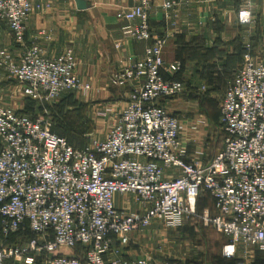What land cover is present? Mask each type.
I'll return each instance as SVG.
<instances>
[{"label":"built area","instance_id":"1","mask_svg":"<svg viewBox=\"0 0 264 264\" xmlns=\"http://www.w3.org/2000/svg\"><path fill=\"white\" fill-rule=\"evenodd\" d=\"M136 1L117 19L124 22V39L148 45L141 58L110 76L112 87L137 85L104 138L75 148L45 118L0 105V264L40 258L43 264H106L110 253L116 257L109 264H131L120 248L132 234L154 222L181 227L193 219L227 238L226 258H235L240 248L264 252V56L255 57L252 45H245L221 106L223 146L206 165L189 162L181 122L163 105L185 89L164 76L179 73L182 64L164 60L167 41L152 33L151 0ZM241 1L239 22L250 25L252 0ZM176 6L164 1L166 17ZM51 7L52 0H0V39L8 27L24 48L16 56L0 43V77L16 81L23 96L39 105L91 89L77 74L73 50L51 57L42 46L24 42L31 16ZM204 194L214 214L198 212ZM116 196H131L138 209H120ZM26 230L32 235L26 242L9 241ZM77 245L85 248L81 258L57 255Z\"/></svg>","mask_w":264,"mask_h":264},{"label":"crops","instance_id":"2","mask_svg":"<svg viewBox=\"0 0 264 264\" xmlns=\"http://www.w3.org/2000/svg\"><path fill=\"white\" fill-rule=\"evenodd\" d=\"M164 1L151 0V30L153 35L166 38L167 42L163 48L165 62L178 61L182 64L179 73L166 71L164 73L166 79L183 82L185 89L206 84L224 90L225 94L227 80L225 85L213 81L218 76L217 69L221 74L234 72L238 64L233 67L231 59L240 54L241 48L246 44L252 45L255 57L264 56V0H252L250 8L253 20L246 26L238 19V11L244 4L241 0H173L177 6L169 12L168 17L163 8ZM136 2V0H52L50 9L31 16L25 34L26 45L38 44L46 50L48 56L54 57L64 50H73L77 60V74L91 86L88 91L91 92L90 99L98 103L105 102L109 110L108 116L112 114V118H109L111 121L108 120L106 123L108 131L117 123L130 91L137 85L131 83L125 88L112 87L109 82L110 76L141 58L148 45L146 41L127 40L122 37L121 28L124 22L117 19V13L132 9ZM0 43L12 50L16 56L24 50L23 46L15 43L8 27L4 28ZM174 101L166 100L163 105L170 114L179 118L174 113L187 109L182 105L189 104L188 97L183 94L177 102ZM0 105L17 111L25 110V97L16 81L0 77ZM179 120L181 122L180 118ZM206 120L201 117L191 124L194 125V130H198L196 133L206 125ZM189 136L181 137L187 146L186 159L189 162L198 160L206 165L220 151L217 150L206 159V148L203 143L205 141L201 142L198 139L199 141L191 146L190 141L195 140L198 135L191 132ZM203 201L206 202L205 205ZM132 204L131 196H116V205L120 209L126 212L135 211ZM197 210L200 214L206 212L214 214V204L208 194L200 198ZM194 223H199L202 227L194 228L193 224L186 226L191 223L181 227H167L162 222H154L149 228L131 235L130 244L120 248V257L131 264H136L138 260H146V264H159L165 260L182 264H187L186 262L191 260H199L200 264L205 260L207 261L205 264H234L233 262L256 264V261L264 256L260 249L240 248L235 258H226L223 256V248L227 244V238L202 220L196 219ZM198 234L205 236L203 242L194 241ZM169 240L175 242L177 250L174 253L164 252L166 245H170ZM115 257L113 253L108 254L105 257L106 264ZM39 261L40 259H36L34 264ZM4 264L24 263L11 259Z\"/></svg>","mask_w":264,"mask_h":264},{"label":"rangeland","instance_id":"3","mask_svg":"<svg viewBox=\"0 0 264 264\" xmlns=\"http://www.w3.org/2000/svg\"><path fill=\"white\" fill-rule=\"evenodd\" d=\"M241 51L242 52H240V54L231 59L233 62L232 64L234 65L233 67L238 64L236 66L237 68L243 64L245 46L241 48ZM218 71L219 70L217 69L216 73L218 76L215 77L213 81L224 85L226 80L229 82V78L234 73L227 72L221 74V72L219 71V73ZM90 93L91 92L67 93L62 95L59 99L45 105H39L32 101H28L25 98V110L30 115H38L48 120L54 132L65 138L71 145L81 148L89 144L94 138L102 139L108 131L106 123L108 120L111 121L110 119L112 118V114L108 116L109 113L107 112H105L107 115H102L101 110L107 108L105 102L98 103L96 101H92L90 99ZM183 94L187 95L189 104L186 105V103H184L182 107L185 106L187 109H185L183 112L174 113L181 119V137L189 138L191 132H194L195 135H198L196 138H194L195 140L190 141L191 146H193L194 142H196L198 139H200L201 142L205 141L203 142L206 148L205 158L209 159L217 150L221 149L225 139L224 132L219 127V115L224 98V90L219 88L215 89L214 87H209L206 84H203L194 88L187 87V89H184L183 93L178 95V97L176 96L168 100H176L174 102H177V100H179ZM201 117L207 119L206 125L201 127V131L196 133L198 130H194V125L191 126V124L197 120H200ZM205 204L206 202L203 201V205ZM132 205L134 209H137L139 206L136 203H133ZM194 222L196 221L187 222L191 224L186 226L193 224L192 226L194 228L199 229L202 227L199 223L196 224ZM204 229L207 228L204 227ZM204 239L205 236L198 234L197 238H194V241L203 242ZM169 243L170 245H166V251L164 252L170 251L174 253L177 250L175 242L173 240H169ZM84 252L85 250L80 247V249H68L66 253L71 257L81 258ZM203 257H205V255H203ZM186 263L200 264V261L191 260ZM205 263H207L206 260L202 264ZM233 263L236 264L235 262ZM37 264H43V259L40 258V261ZM178 264L182 263L178 262ZM247 264L250 263L248 262ZM256 264H264V256L260 257L259 260L256 261Z\"/></svg>","mask_w":264,"mask_h":264},{"label":"trees","instance_id":"4","mask_svg":"<svg viewBox=\"0 0 264 264\" xmlns=\"http://www.w3.org/2000/svg\"><path fill=\"white\" fill-rule=\"evenodd\" d=\"M240 66H238L235 70H234V73L232 74V76L229 78V80L233 77V75L236 73V71L238 70V68H239ZM228 83V82H227ZM27 99V98H26ZM28 101H31V100H29V99H27ZM33 102V101H32ZM35 103V102H34ZM21 113H23V114H25V115H27V116H29V117H32V118H38V117H40V116H33V115H30V114H28L27 113V111L25 110V111H20ZM54 132V131H53ZM54 133H56V132H54ZM57 134V133H56ZM58 135V134H57ZM60 136V135H59ZM62 137V136H61ZM70 144V143H69ZM71 145V144H70ZM88 145V144H87ZM86 145V146H87ZM73 146V145H72ZM86 146H83V147H81V148H84V147H86ZM73 147H75V146H73ZM75 148H77V147H75ZM207 195V194H206ZM192 221H196V219H193ZM191 221V222H192ZM32 237V235L30 234V232L28 231V230H26L25 232H23V233H19V234H17V235H13V236H11L10 238H9V241L10 242H17V241H21V242H26L28 239H30ZM80 247H82L84 250H85V248L83 247V246H81V245H77L75 248L76 249H80ZM74 249V248H73ZM68 251V249H64V250H60L59 252H58V254L57 255H62V254H67L66 252ZM177 264H178V262H176Z\"/></svg>","mask_w":264,"mask_h":264}]
</instances>
